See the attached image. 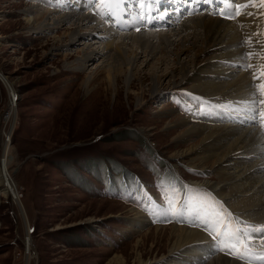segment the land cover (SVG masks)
I'll return each mask as SVG.
<instances>
[{"label":"rangeland","instance_id":"1","mask_svg":"<svg viewBox=\"0 0 264 264\" xmlns=\"http://www.w3.org/2000/svg\"><path fill=\"white\" fill-rule=\"evenodd\" d=\"M87 1L89 13L106 27L110 18L126 9L117 8L114 0H104L98 12V5L90 7V0ZM129 2L121 0L122 6ZM35 3L0 0V71L13 81L17 95L9 110L11 92L0 80V157H4L19 193V205L0 193V264H26L27 228L34 253L28 264H115L112 260L116 256L132 264L138 244L147 260L145 264H160L161 257L168 255L170 225L184 226L192 218L153 217L154 201L169 208L176 200L185 201L190 192L228 221L230 210L225 200L215 197L202 184L214 178L213 172L199 170L194 166L198 162L190 160V164L186 156L175 153L196 143L192 140L184 145L179 139L188 124H179L182 118H198L205 113L212 116L211 120L224 123V107L219 112L216 104L206 99L207 95L192 97L195 92L189 90L188 83L171 89L165 80L161 86L164 93L152 94L148 91V74L156 59L161 60V54L143 53L122 38L119 41L127 50L140 54L137 63L142 71L138 75L143 79L142 83L135 80L130 89L119 80L116 88L110 90L105 59L95 58L78 68L75 60L84 48L81 40L67 46L71 28L98 31L97 24L85 23L79 28L70 23L54 34L30 31L23 10ZM161 6L160 11L164 4ZM46 15L41 12L38 16L43 19ZM116 22L125 23L122 19ZM151 28L154 32L167 30ZM132 29L116 28L109 39L126 35ZM102 30L101 33L106 31ZM90 46L99 48L94 43ZM187 46L192 48L189 43ZM183 47L182 43L170 47L171 55L164 57L169 56L168 62L177 66L173 52L177 50V54ZM87 76L91 81L86 90L83 84ZM258 94L255 118L264 130V114H259L264 108L260 103L264 95L261 91ZM197 97L199 100L194 103L191 99ZM235 107L238 117L246 113L252 116L251 105L246 106L244 101ZM168 173L169 178L165 175ZM174 177L180 182L169 180ZM138 211L148 223L137 231L134 226L131 229L130 221ZM258 241L264 248V239L259 237ZM249 243L251 240L235 244L227 240L211 255H229L232 260L245 256L241 260L247 261L245 246Z\"/></svg>","mask_w":264,"mask_h":264},{"label":"bare ground","instance_id":"2","mask_svg":"<svg viewBox=\"0 0 264 264\" xmlns=\"http://www.w3.org/2000/svg\"><path fill=\"white\" fill-rule=\"evenodd\" d=\"M34 1H36L35 4L23 10L27 14V27L30 31L54 34L57 33L58 28L68 26L70 23L78 25L79 28L85 23L97 24L95 29L98 31L82 32L78 28H71L67 46L81 40L80 44L84 47L83 54L75 60L78 68H84L87 61L95 58L105 59H103L107 62L106 66L104 65L105 76L110 90L116 88L119 80L123 81L126 89H130L135 80L142 83L143 79L138 75L142 71L137 63V55L140 54L137 50H127L126 46L119 41L122 38L125 43L141 48L143 53L161 54V60L156 59L157 62L151 65V71L148 74L150 78L148 91L152 94L157 96L164 93L161 86L165 80H167V85L170 83L171 89L181 88L188 83L189 90L195 92L191 94L192 97H196L197 94L200 97L207 95L206 99L212 104L215 103L218 109L221 106L224 107L225 120L221 119L224 123H219L220 120L216 119L211 120L212 116L205 113L198 118L192 116L188 117V120L182 118L179 124H188L183 133L176 136L184 145L192 143V140L196 143L186 145L187 149L175 153H179L181 157L186 156L192 163L198 162L194 165L195 168L206 173L207 169L213 172L214 178L202 181V184L214 192L215 197L217 195L219 199L225 200L232 214L231 219L228 218V221H225L224 216L216 214L212 206L205 204L193 192L187 194L185 201L176 200L169 208L154 201L153 217L161 219L164 216L179 217L181 220L186 216L192 218L190 224L183 223L184 226L170 225L166 241L168 255L166 258L161 257L159 262L160 264H200L203 262L205 264H252V261L254 264H259L260 258L264 256L263 245L261 241H258L261 237L258 229L264 226V130L261 121L258 118L253 119V113L252 116L246 113L238 117L233 109L240 102L249 100L253 91L256 97L260 91L264 95V89L258 87L260 82H264V4H261L260 0H235L234 3L232 0H213L211 3H196L195 0H171L170 2L140 0L138 3V0H130L128 4L121 6V8L126 7L125 10L121 9L107 21L108 27H106L103 22H98L89 13L87 0ZM103 1L90 0V7L98 5L97 11L99 12ZM161 4H164L162 11H160ZM222 8L225 10L236 8L241 14L228 18L220 15ZM41 12L47 13L43 19L41 18L43 16H38ZM211 14L214 17L213 15L206 16ZM215 16L228 21H222ZM120 19L125 23L116 22ZM135 23H137L136 26ZM142 25L147 29L150 28L152 32L154 31L151 30L153 29L151 26L167 30L163 33L158 31L149 33V29L142 28ZM126 26L135 29L126 35H113L114 38L109 39L112 30L116 28L129 31L130 29H126ZM170 26L173 29L170 30ZM137 28L140 30L137 31ZM102 29L106 31L101 33ZM249 37H251V42H249ZM91 43L97 44L99 48H91ZM181 43L184 46L181 51L179 50L177 54L174 53L177 50L173 52L178 64L175 66V63L168 62V58L173 48ZM188 43L192 45V48L187 46ZM170 47L173 48L170 49ZM167 54L169 56L166 59ZM253 74L259 79L254 81ZM87 77L83 84L86 90L91 81L90 77ZM0 80L8 93L11 92L9 110H12L13 102L17 99L14 83L7 79L2 71H0ZM137 98L140 99V95H137ZM191 100L196 103L199 98ZM218 111L220 112V109ZM259 114H264V108ZM193 118H196L198 122ZM1 133L0 128V135ZM191 161L190 164H192ZM0 193L14 199L19 205V193L12 175L7 170L4 157H0ZM20 209L22 212L21 205ZM237 219L242 224L245 222L256 226V229H248L257 233L254 234L257 242L252 243L255 241L252 239L249 243L256 247V249L251 247V256H249L247 245L245 246L248 253L247 261L232 260L227 254H225L227 256L211 255L220 248L223 242L230 240L229 237L238 226H242L234 223ZM147 223L140 211L135 213L130 221L131 229L134 226V230L137 231ZM28 229H26L24 239L26 264L34 254L31 252L33 249L32 236L28 233ZM139 246V244L136 245L132 264H145L144 262L147 261L144 260ZM112 261L115 264L127 263L125 258L119 256Z\"/></svg>","mask_w":264,"mask_h":264},{"label":"snow or ice","instance_id":"3","mask_svg":"<svg viewBox=\"0 0 264 264\" xmlns=\"http://www.w3.org/2000/svg\"><path fill=\"white\" fill-rule=\"evenodd\" d=\"M140 2V0H138V3ZM196 3H199V2H204V3H211L213 2V0H195ZM235 0H232V3H234ZM114 3H115V6L117 8L121 7L122 6V3H121V0H114ZM260 3L261 4H264V0H260ZM245 7H247V5H245ZM241 13L238 12L236 10V8H231L230 10H225V9H220V15L222 16H225V17H228V18H233L234 16L236 15H240ZM251 14V13H249ZM151 22V21H149ZM137 31H139L140 29L137 28L136 29ZM249 39V42H251V37L248 38ZM251 55V54H249ZM259 79V77H257L255 74H253V80H257ZM260 87L261 89H264V82H261V84L258 86ZM256 93L255 91H253L250 95V99L245 101V104L246 106L247 105H251V110L253 112V118H255V114H256V108H255V105H256ZM260 103L264 104V99L260 100ZM214 199V198H213ZM229 215V218L231 219V214H228ZM234 223H236L237 225H242V226H238L235 230V232L233 234H231V236L229 237V239L235 244V243H239L241 240H252V239H255L256 237L253 235V232L252 231H248V229H256V226L255 225H248V224H242V222L237 219L234 221ZM206 229L208 227V225L206 224L205 225ZM258 231L260 232L261 234V238L264 239V226H260V228L258 229ZM248 249H249V256H251V245H247ZM241 259H244L246 258L245 256H241L240 257ZM259 264H264V256H262L259 260Z\"/></svg>","mask_w":264,"mask_h":264}]
</instances>
